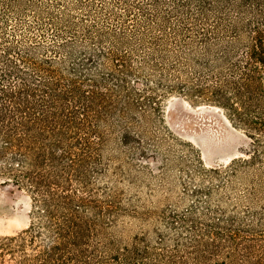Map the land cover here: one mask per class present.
<instances>
[{
	"label": "trees",
	"instance_id": "obj_1",
	"mask_svg": "<svg viewBox=\"0 0 264 264\" xmlns=\"http://www.w3.org/2000/svg\"><path fill=\"white\" fill-rule=\"evenodd\" d=\"M172 92L250 138L211 168L248 205L168 217L189 234L171 247L123 242L127 209L96 183L112 144L157 158L150 130ZM0 184L27 189L36 213L0 236V264H264V0H0Z\"/></svg>",
	"mask_w": 264,
	"mask_h": 264
},
{
	"label": "rangeland",
	"instance_id": "obj_2",
	"mask_svg": "<svg viewBox=\"0 0 264 264\" xmlns=\"http://www.w3.org/2000/svg\"><path fill=\"white\" fill-rule=\"evenodd\" d=\"M162 108V124L155 123L150 130L165 142L157 158L134 156L132 160L125 148L112 144L106 153L110 171L96 183L102 199L114 193L116 203L127 209L117 222V234L123 242L135 234H145L153 245L160 246L156 233H161L171 247L174 238L189 234L170 229L168 217H214L220 210L243 212L248 205L232 199L241 193L240 184L223 188L220 177L211 170L247 156L251 140L246 133L233 126L220 107L190 102L176 92L164 96ZM34 211L27 189L0 184V236L28 227L35 220Z\"/></svg>",
	"mask_w": 264,
	"mask_h": 264
}]
</instances>
